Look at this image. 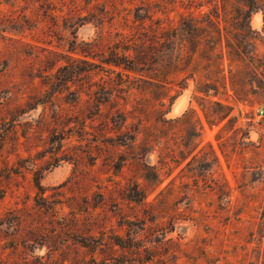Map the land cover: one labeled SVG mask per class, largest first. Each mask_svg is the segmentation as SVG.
<instances>
[{"label": "rangeland", "instance_id": "374dc122", "mask_svg": "<svg viewBox=\"0 0 264 264\" xmlns=\"http://www.w3.org/2000/svg\"><path fill=\"white\" fill-rule=\"evenodd\" d=\"M0 264H264V0H0Z\"/></svg>", "mask_w": 264, "mask_h": 264}]
</instances>
